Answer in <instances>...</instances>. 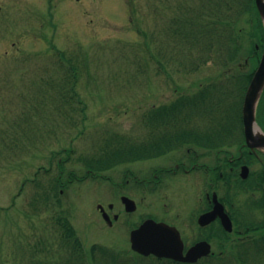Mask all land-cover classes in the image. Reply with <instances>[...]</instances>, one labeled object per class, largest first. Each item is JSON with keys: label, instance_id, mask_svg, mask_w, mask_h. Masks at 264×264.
Instances as JSON below:
<instances>
[{"label": "rangeland", "instance_id": "1", "mask_svg": "<svg viewBox=\"0 0 264 264\" xmlns=\"http://www.w3.org/2000/svg\"><path fill=\"white\" fill-rule=\"evenodd\" d=\"M153 1L0 0V84L6 87L5 79L8 85L13 84L9 89H0V139H4L1 141L4 144L0 145V152L3 151L0 155V264H75L69 255L65 262L31 257L29 244L34 245V238L47 231L50 233L52 228L48 211L31 217L32 201L43 186L50 189V178L56 177L59 171L65 186L61 188V206H57L56 211L65 208L71 212L86 247L94 243L116 251L130 247L126 242L129 235L126 225L109 227L97 208L99 203L115 201L123 191L133 195L139 207L144 208L140 212L168 217L171 209L173 216L169 218L188 226L183 223L189 207L186 199L188 195L198 198V191H194L191 182L185 184L173 179L171 185L168 183L156 193L143 191L135 184L121 190L113 184L124 181L128 168L140 177L149 175L150 169L158 166L172 167L175 153L103 170L99 174L104 178L87 175L81 161L82 155L95 153L110 133L144 136L146 132L138 124L145 111L176 98L181 92L194 91L208 81L235 88L233 83L227 85L225 55L217 51L208 58L206 48L192 46L185 42V37L180 41L173 39L164 31L165 25L171 24L173 12L165 10V14H161L163 8L160 7L161 2L168 5L173 0ZM198 1L193 0V3ZM152 3L159 9H154ZM249 19L245 14L238 21L237 27L244 30L240 39L244 46L240 63L246 61L250 49L248 31L253 25ZM60 51H65L80 68L77 89L82 102L76 96L71 106L82 108L87 104V120L84 122L83 111L72 112L77 126H69L70 117L63 113L56 116L59 120L55 122L51 121L53 117L45 121L49 110L37 101V89H34L33 78L36 82L40 76H43L40 80H49L53 70L59 67L63 75L70 72L69 63L56 56ZM235 68L236 65L231 64L229 71ZM17 82L19 90L29 99L34 93L32 99L36 107L39 106L33 134L27 125V137L34 142L32 146H37L31 147L26 139H21L25 136L15 135L23 114L22 97L15 90ZM47 106L69 107L62 100L53 99ZM16 137L20 138L19 145L15 144L19 141L14 140ZM71 146L75 151L67 161L63 149ZM54 152L57 154L52 158ZM58 156L64 157L61 170ZM70 172L76 175L70 178ZM54 206L50 204L52 212ZM134 216L137 218L138 214ZM44 227L48 228L42 231ZM46 254V250L37 253L38 256Z\"/></svg>", "mask_w": 264, "mask_h": 264}, {"label": "trees", "instance_id": "2", "mask_svg": "<svg viewBox=\"0 0 264 264\" xmlns=\"http://www.w3.org/2000/svg\"><path fill=\"white\" fill-rule=\"evenodd\" d=\"M165 6L168 8L167 12H173L170 21L172 24L169 25L168 22L165 31L177 41L185 37V42L195 47L206 48L207 51H215V46L221 44L226 48L228 56H232L241 48V33L244 31L237 27L238 21L243 14H250L249 23L253 27L248 34L252 47L255 48L256 41L263 45L262 24L254 0H199L195 3L193 0H173V3L171 1ZM238 6L239 8L234 11L233 8ZM58 55L69 63L70 72L59 78L53 75L47 83L42 84L41 96L52 99L58 97L57 101L67 103L79 96L77 85L80 80V68L72 62L65 51H60ZM252 73L251 70L238 74L243 89L247 88ZM51 91L56 93L50 94ZM208 95L182 94L170 102L151 107L141 124V128L149 127L148 135L141 134L136 138L132 134L114 133L112 138H106L108 144L101 148V152L85 159L86 166L94 171L104 170L128 160L154 158L173 151L178 144L185 143L179 138L181 131L178 129L176 113L185 110L188 104L208 101L206 98ZM79 100L82 101L80 98ZM209 103H217V99H212ZM43 197L47 198L48 194L45 193ZM56 197H59L58 187ZM244 255L246 254L239 252L237 258L243 259Z\"/></svg>", "mask_w": 264, "mask_h": 264}, {"label": "flooded vegetation", "instance_id": "3", "mask_svg": "<svg viewBox=\"0 0 264 264\" xmlns=\"http://www.w3.org/2000/svg\"><path fill=\"white\" fill-rule=\"evenodd\" d=\"M199 136H194L198 138ZM178 177V182H190L202 188L203 196L200 197L193 216L194 222L189 228L183 229L185 251L201 240H212L214 236V222L206 225L199 223V216L211 211L214 207V194L225 204L232 218H241V213L252 212L256 218H264V149L249 148L245 143L242 147L213 151L203 144L195 143L193 148L187 149L181 159L176 163L175 169L168 170L163 167L153 173L156 181L143 179L147 185L155 184L160 187L170 177ZM136 181H141L138 176ZM130 182V180L128 181ZM104 207H100L102 210ZM141 209H144L141 207ZM105 210V208H104ZM106 211V210H105ZM191 211L194 206L191 204ZM108 213L113 226L123 217H131L136 211H128L122 197L108 204ZM143 214V212H142ZM146 218L142 215L134 222H128L132 229L138 227ZM130 220V219H129ZM216 221H219L218 219ZM192 227V228H191ZM165 264H179L169 259H163Z\"/></svg>", "mask_w": 264, "mask_h": 264}, {"label": "water", "instance_id": "4", "mask_svg": "<svg viewBox=\"0 0 264 264\" xmlns=\"http://www.w3.org/2000/svg\"><path fill=\"white\" fill-rule=\"evenodd\" d=\"M257 6L264 20V0H256ZM264 88V54L258 70L256 71L248 92L244 105V121L246 125L247 136L250 137L255 124V110L259 96ZM223 221L226 227L230 220L223 215ZM231 229V226L227 227ZM133 248L144 253H155L159 256H167L175 259H184L194 261L201 255L210 251L204 243H199L192 247L186 256L183 255V242L180 234L175 227L169 226L163 222H156L149 219L144 222L140 228L132 232Z\"/></svg>", "mask_w": 264, "mask_h": 264}]
</instances>
